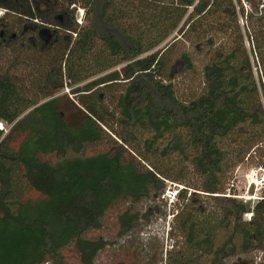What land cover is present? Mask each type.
I'll return each mask as SVG.
<instances>
[{"label":"trees","instance_id":"obj_1","mask_svg":"<svg viewBox=\"0 0 264 264\" xmlns=\"http://www.w3.org/2000/svg\"><path fill=\"white\" fill-rule=\"evenodd\" d=\"M54 1L50 12L41 15L37 0H0V121L9 126L7 133L0 130V264H66L64 250L70 246L80 264H97L112 243L86 234L102 229L115 209L119 237L142 221L149 223L153 208L142 214L135 206L166 200L167 183L178 190L171 231L198 252L189 259L179 252L174 264H196L203 256L224 264L254 251L262 252L258 264H264V196L253 207L226 196L224 185L226 173L256 152L250 130L264 124L234 0ZM237 1L242 16L251 15L245 14V1L263 27L260 0ZM77 9L85 12L81 23L75 19ZM58 15H64V24L53 48L34 47L25 38L9 42L28 22L58 24ZM257 35L260 49L264 43ZM218 36L234 40L232 51L215 53L203 69L204 88L187 99L174 80L193 71L194 64L186 52L171 62L177 43L192 40L212 49ZM6 50L12 56L8 61ZM178 60L182 68L175 70ZM233 61L248 72L237 71ZM124 83L116 103L121 132L111 130L115 139L86 96ZM65 87L75 101L61 94ZM248 120L250 130L244 125ZM137 127L153 131L144 141L147 153L158 152L160 139L171 134L161 154L177 152L188 160L200 186L186 184L184 169L132 148ZM228 139L242 148L225 149ZM91 146L102 148L89 154ZM263 148L257 146L260 154ZM259 165L264 169V162ZM198 195L214 200L220 213L200 219L206 210L195 202ZM249 213L252 218L244 220ZM220 229L227 235L217 245Z\"/></svg>","mask_w":264,"mask_h":264},{"label":"rangeland","instance_id":"obj_2","mask_svg":"<svg viewBox=\"0 0 264 264\" xmlns=\"http://www.w3.org/2000/svg\"><path fill=\"white\" fill-rule=\"evenodd\" d=\"M234 2L237 6L238 25L240 27V36L243 38V48L246 50L251 66V73L256 87L258 88L259 102H262L264 105V46L260 43H264V25L261 27L259 22L257 20L255 21L258 16L250 4L242 1L245 14L248 16L251 14L249 19H247L241 14V5L237 3L238 1L234 0ZM260 2L263 3V5L260 6L261 8L264 6V0H260ZM42 6L43 5H41V8H44V6ZM1 10L2 9H0V11ZM55 15L53 14V18H55ZM84 15V10L77 9L75 12V19L77 22L81 23ZM51 24L54 25V23ZM255 33L256 35L258 34L257 38L261 45L260 49H257L258 43L255 39ZM249 34H251L253 39L249 37ZM174 36L168 39L167 42L160 48L170 42ZM218 39L217 46L212 49H210L206 44H201L192 40L187 42L181 39L177 43V51L171 57V62L179 57L181 53L186 52L189 54L194 64L193 71L177 75L174 80L178 91L187 99L195 97L196 94L200 93L204 88L203 69L209 63V60L212 59L213 56H215L220 50L225 52V54H229L232 51L234 43L233 39L223 40L220 36H218ZM4 55L7 61L12 57L10 56V52L7 50L4 52ZM25 55L26 54L24 52L21 54L22 60L27 58ZM233 65L237 68V71L245 74L248 72L247 69L241 67L242 65L237 61H233ZM181 68L182 63L178 60L175 65V70H180ZM89 81L90 80L84 81V83L80 86L87 84ZM124 87L125 83L117 84L113 87L102 88L103 92L97 95L89 93L86 96L90 105L95 107V109L103 117L105 123L108 124V127H104L106 132H108L115 139V133L113 134L111 130L114 129L116 133L121 132V128L119 126L120 124L118 123L120 115L116 103L117 99L125 89ZM27 94L31 95L28 89ZM61 94L68 95L69 98L74 101L76 99V97L72 95L70 87H65ZM244 125L246 127L249 126L248 129L250 130L252 122L248 120ZM250 131H252L253 134L251 135L249 142L252 146H254L256 152H253L254 149L251 150L250 154L252 152L253 153L249 160H247L246 157L242 162L237 163L233 169L226 173L224 185L226 196L236 198L244 203H250L251 206L254 207L255 204L264 196V169L259 165L261 162H264V154H260V151H258L259 149H257V146L264 147V124L256 126L254 130L251 129ZM134 135L135 140H131V143L132 148H135L137 152L146 153L147 156H151L153 159L161 162L169 161L176 169H184L186 174V184L191 188H198L200 186L202 182L201 178L188 160L184 159L183 156H180L177 152H172L167 157L161 154V150L169 144L171 134L166 133L164 135L165 137L160 139L158 143L159 150L156 153H147L144 150V141L151 138L153 135V131L151 129L137 127ZM229 140L230 139L225 140L223 143L225 145V149L232 152L236 148H242L241 146L231 144ZM100 148L102 147L91 146L87 150V153L90 154L94 151H100ZM166 187V200H145L135 206V209L142 214L145 213L147 209L153 208V213L150 217L149 223L142 221L141 225L137 229L131 231L124 237H119L117 225V214L119 210L115 209L109 212L104 218V226L102 229L91 231L86 234V237L88 238L97 239L99 237H103L105 240L112 243L99 254L96 259L97 264H169L168 258L170 257L172 258L170 263L174 264L173 259L179 254V252H183L184 257L188 259L194 258L198 255V252L194 249H188V246L185 244L184 239L180 236L178 231H171L175 225L174 217L170 214L171 206H173L177 200L176 197L174 199L173 194L171 195V189H175V187L170 183H167ZM191 192L193 191L188 193V197L191 195ZM170 197H172V199ZM193 198L194 197H192V199ZM195 202L204 206L206 210V214L202 215L200 219L205 217H214L210 215L211 213H220V206L214 200L209 199L204 195H198V197L195 198ZM127 206L128 204L126 207ZM124 207L125 206H121V208ZM218 216L219 215H217V218H219ZM251 218V213L244 216V220L246 221H249ZM226 235V229H220L218 231L217 245H221L224 242ZM261 253L262 252L260 251H254L246 255L232 256L225 259L224 264H258L261 259ZM154 254L157 256L155 259L153 257ZM64 256L66 264H80L78 254L72 246L64 250ZM212 259L213 256H203L196 264H213Z\"/></svg>","mask_w":264,"mask_h":264},{"label":"flooded vegetation","instance_id":"obj_3","mask_svg":"<svg viewBox=\"0 0 264 264\" xmlns=\"http://www.w3.org/2000/svg\"><path fill=\"white\" fill-rule=\"evenodd\" d=\"M38 12L43 15V13L50 12V6L55 3L54 0H37ZM41 5L44 8H41ZM58 24H48L43 20L38 19L37 22H28L24 26V30L20 36L14 34L10 37L9 42L17 40L20 38H25L31 43L34 47H40L41 49H50L55 46L60 39V30L64 24V15H58L56 17ZM2 38H5V35H2Z\"/></svg>","mask_w":264,"mask_h":264},{"label":"built area","instance_id":"obj_4","mask_svg":"<svg viewBox=\"0 0 264 264\" xmlns=\"http://www.w3.org/2000/svg\"><path fill=\"white\" fill-rule=\"evenodd\" d=\"M3 14H4V11H0V17L1 16H3ZM0 130L1 131H4L5 133H7L8 132V130H9V126H8V124H6L5 122H2V121H0ZM172 186H174L175 187V189L173 188V189H171V195L173 194V197H174V199H175V197H176V194L178 193V190H176V187L177 186H175V185H172ZM179 188H181V187H179ZM169 193H170V191H169ZM166 195V193L164 194V196ZM166 197V196H165ZM171 199H172V197H170ZM166 199H167V197H166ZM262 257V256H261Z\"/></svg>","mask_w":264,"mask_h":264}]
</instances>
